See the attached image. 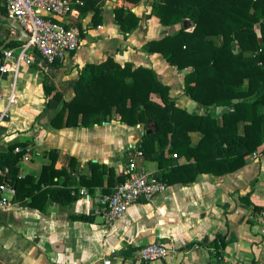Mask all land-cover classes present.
<instances>
[{
  "label": "crops",
  "instance_id": "1",
  "mask_svg": "<svg viewBox=\"0 0 264 264\" xmlns=\"http://www.w3.org/2000/svg\"><path fill=\"white\" fill-rule=\"evenodd\" d=\"M151 2L102 0L96 5L100 18L97 24L93 9H76L77 13L67 16L70 24L81 30L76 51L57 61V67L37 54L32 64L19 66L15 100L0 123V151L8 150L13 143L17 144L14 151L24 150L18 161L21 176L30 174L37 179L43 164L50 161L45 154L50 149H58L57 168L68 166L70 156L77 160L76 180L78 173H90V161L112 167L115 176L124 173L126 149L141 139L145 130L142 124L129 126L116 117L86 127L56 128L48 122L62 102L74 95L68 83L77 78L86 63L111 55L120 64L151 67L169 85V96L176 105L187 112L205 111L184 93L183 74L187 69L179 70L160 53L143 49L148 40L172 34L183 26V22L163 25L152 13ZM120 7L139 17L137 26L129 31L122 30L115 20L114 9ZM0 15H7L2 0ZM17 34L0 18V45ZM18 45L8 44L0 51V59L6 48L16 50ZM45 76L54 83L53 92L62 95L57 107L48 110L44 108L51 95L44 92ZM12 81L10 72L2 76L3 95L8 94ZM4 103L0 101V108ZM218 108L209 106L208 110L219 116ZM188 134L192 145L202 137L199 131ZM174 154L166 152L170 159L166 166L145 156L143 165L163 181L173 165L187 162ZM4 185L0 190L4 199L0 207V264H100L107 255L119 264H264V218L258 215L264 208V141L237 170L223 175L201 172L191 183L166 184L151 200L137 201L110 222L105 220L102 203L110 193L101 186L89 190L78 184L76 201L60 205L48 200L39 210L27 204L28 198L15 200L14 190ZM219 234L224 236V246L211 245ZM149 243L165 245L169 253L164 259L145 262L137 252ZM111 250L114 253L110 254Z\"/></svg>",
  "mask_w": 264,
  "mask_h": 264
},
{
  "label": "trees",
  "instance_id": "2",
  "mask_svg": "<svg viewBox=\"0 0 264 264\" xmlns=\"http://www.w3.org/2000/svg\"><path fill=\"white\" fill-rule=\"evenodd\" d=\"M100 1L79 0L75 6L80 12L93 9L97 24ZM150 5L163 25L191 23L148 40L143 49L160 53L179 70L187 69L184 93L205 111L187 112L176 105L169 96V85L151 67L120 64L110 55L80 68L77 78L68 83L74 95L62 102L48 122L56 128L86 127L116 117L129 126L142 124L144 129L155 122V131L143 134L137 143L144 156L161 166L170 162L167 151L187 160L164 174L166 184L191 183L201 172L223 175L237 170L264 141V0H152ZM114 13L124 31L139 23V17L124 7ZM14 44L19 43L9 45ZM52 65L57 67L58 62ZM43 88L51 95L44 109L56 108L62 95L53 92L49 76L44 77ZM209 106L220 107L219 116ZM190 131L202 133L195 145ZM16 146L13 143L0 151V185L9 184L15 200L28 198L27 204L39 210L48 200L73 203L80 195L78 184L89 190L101 186L111 193L127 176L126 171L115 176L112 167L90 161V173H78L76 180L77 160L70 156L68 166L57 168L58 149L45 152L50 161L43 164L37 179L30 174L21 176L18 161L24 150L14 151ZM211 245L224 246V236L217 235Z\"/></svg>",
  "mask_w": 264,
  "mask_h": 264
},
{
  "label": "built area",
  "instance_id": "3",
  "mask_svg": "<svg viewBox=\"0 0 264 264\" xmlns=\"http://www.w3.org/2000/svg\"><path fill=\"white\" fill-rule=\"evenodd\" d=\"M7 15L16 20L28 33L26 42L19 43L17 49L6 48L0 63V123L6 116L10 104L15 100V79L19 66L23 63L32 64L35 55H40L45 62L61 61L76 51L81 30L70 24L67 16L77 13L76 3L79 0H2ZM12 73L13 81L9 92L3 95L2 76ZM125 165L126 179L113 187L112 192L104 198L103 212L105 220L110 222L119 218L125 210L137 201L151 200L162 192L166 183L151 173L143 165L144 154L137 144H130L127 149ZM176 155V154H174ZM5 185H0L3 190ZM4 199L0 198V207ZM259 217L264 218V208L259 211ZM114 250L110 251V254ZM169 253L162 244L149 243L138 249V257L145 262L164 259ZM100 264H119L110 255L104 256Z\"/></svg>",
  "mask_w": 264,
  "mask_h": 264
},
{
  "label": "water",
  "instance_id": "4",
  "mask_svg": "<svg viewBox=\"0 0 264 264\" xmlns=\"http://www.w3.org/2000/svg\"><path fill=\"white\" fill-rule=\"evenodd\" d=\"M0 18L6 21L12 28L17 31L16 36L8 37L1 45L0 51L5 48L11 42H26L29 38V33L13 18L9 17L8 15H0ZM190 22L187 20L183 21V27L188 28L190 26ZM1 60V59H0ZM1 63V61H0ZM220 108L217 109L219 111ZM155 131V122H151L150 125L142 132V134H150Z\"/></svg>",
  "mask_w": 264,
  "mask_h": 264
}]
</instances>
